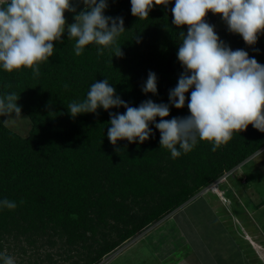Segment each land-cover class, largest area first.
Here are the masks:
<instances>
[{"label": "trees", "instance_id": "obj_1", "mask_svg": "<svg viewBox=\"0 0 264 264\" xmlns=\"http://www.w3.org/2000/svg\"><path fill=\"white\" fill-rule=\"evenodd\" d=\"M173 7L171 0L137 19L130 0H108L105 16L124 21L126 32L118 40L122 58L108 49L98 56L96 45L76 56L75 41L65 33L54 42V54L41 64L39 77L30 69H0V97L17 93L20 116L30 123L22 137L0 116V200L17 203L15 210L0 208V252L19 255L26 247L38 252L57 246L39 262L56 264L57 256L66 264H110L120 244L264 146V132L249 125L215 152L212 144L198 141L192 151L173 159L160 147L159 118L149 125L147 141L120 140L114 146L107 138L109 112L123 114L124 108H100L75 118L69 114L68 104L85 99L90 86L103 79L130 106L147 100L169 103V92L184 72L177 59L179 32L187 34L186 26L172 24ZM206 21L215 26L210 12ZM215 31L232 50L243 49L264 65V34L247 46L227 29ZM150 71L157 77L155 95L142 92ZM190 94L191 89L182 109L170 105L166 119L189 115Z\"/></svg>", "mask_w": 264, "mask_h": 264}, {"label": "clouds", "instance_id": "obj_2", "mask_svg": "<svg viewBox=\"0 0 264 264\" xmlns=\"http://www.w3.org/2000/svg\"><path fill=\"white\" fill-rule=\"evenodd\" d=\"M80 2L85 8L76 14L72 0H0V69L7 73L30 69L34 78L39 77L41 64L53 56L54 42L61 41L65 31L68 39L75 41L76 56H80L87 46L96 45L98 56L108 49L113 56L122 58V46L118 40L126 32L123 18L105 16L108 0ZM170 2L130 0L131 14L137 19H146L154 5L166 6ZM66 12L74 13V22L67 27ZM209 12L219 15L227 30L239 35L247 46H254L264 34V0H174L172 24L177 28L186 26L187 34L179 32L182 42L178 46L177 59L184 72L176 87L169 92V103L147 100L138 107L130 106L116 95L109 81L103 79L90 86L85 99L68 104L69 114L75 118L82 114H95L100 108L105 111L124 108L123 114L109 112L107 138L114 146L120 140L129 143L147 141L152 135L149 125L159 118L155 128L160 133V147L168 150L173 159L192 151L198 141L212 144L211 150L215 152L221 145L227 144L235 133L246 130L249 125L264 132V65L250 58L247 51L232 50L222 41L215 26L206 21ZM190 89L187 104L189 115L166 119L170 115V105L176 109L185 106L186 93ZM142 92L157 94L155 73H148ZM18 99L19 95L15 92L0 97V116L15 114L20 118ZM263 152L264 146L224 172L233 170L229 176L232 177L243 163ZM213 182L202 187L187 202L202 195V191ZM229 184L235 195L231 182ZM208 196L211 197L203 200L214 211L221 207L215 201V195ZM235 203L236 196L234 207ZM16 207L15 201L7 198L0 200V208L11 211ZM219 212L215 211L216 215ZM233 214H236L235 209L228 216ZM118 250L119 246L110 255ZM0 264H16V259L6 252H0Z\"/></svg>", "mask_w": 264, "mask_h": 264}, {"label": "rangeland", "instance_id": "obj_3", "mask_svg": "<svg viewBox=\"0 0 264 264\" xmlns=\"http://www.w3.org/2000/svg\"><path fill=\"white\" fill-rule=\"evenodd\" d=\"M72 2L76 14L84 10L85 5L80 0ZM159 7L153 6L156 9ZM73 15L65 13L66 27L74 22ZM218 16L213 15L215 28L227 29ZM3 123L22 137L28 135L30 123L25 115L20 118L13 114L4 116ZM228 182L235 191L236 214L228 216L226 210L220 207L216 208L215 211L220 212L215 215L203 200L211 196L200 195L128 239V243L120 245L118 252L108 259L110 264H264V152L243 163ZM238 221L240 224H237ZM187 231L200 233L204 244L203 255L198 253L199 256H196L192 251L189 245L197 239L192 241L186 237ZM56 251L57 246L49 250L41 248L38 252L26 247L25 254L9 253L15 257L16 264H36L37 261V264H52L47 260L40 263L39 259L46 252L54 254ZM54 258L56 264H66L57 256Z\"/></svg>", "mask_w": 264, "mask_h": 264}, {"label": "built area", "instance_id": "obj_4", "mask_svg": "<svg viewBox=\"0 0 264 264\" xmlns=\"http://www.w3.org/2000/svg\"><path fill=\"white\" fill-rule=\"evenodd\" d=\"M233 34V33H232ZM234 35V34H233ZM233 173V170L229 172H224L223 175L209 185L206 189L202 191V195L209 193L210 195H215V201L219 203V206L223 207L226 212H233L234 207V192L228 182L229 176ZM217 206V207H219Z\"/></svg>", "mask_w": 264, "mask_h": 264}, {"label": "crops", "instance_id": "obj_5", "mask_svg": "<svg viewBox=\"0 0 264 264\" xmlns=\"http://www.w3.org/2000/svg\"><path fill=\"white\" fill-rule=\"evenodd\" d=\"M211 13V12H210ZM212 14V13H211ZM215 17L217 16V15H214ZM218 17H220V16H218ZM220 21H221V18H220ZM223 24V23H222ZM226 28H227V26H226ZM261 154V153H260ZM258 155V154H257ZM257 155H255V156H257ZM250 189H251V187H250ZM204 202L206 203V205L207 206H209L208 204H207V202L204 200ZM210 207V206H209ZM211 208V207H210ZM212 209V208H211ZM258 211V210H257ZM214 213H215V211H214ZM215 215H216V213H215ZM231 236V235H230ZM229 235H228V237H230ZM186 237H188L189 239H192V241H194L195 239H197L195 242H192V241H190V242H192V244H190L189 246L191 247V249H192V251H194L195 253H196V256H199V254L198 253H200V254H202L203 255V252H204V247H203V242L201 241V239H200V233L198 232V231H187L186 232ZM234 242V241H233ZM199 258V257H198ZM208 261V260H207Z\"/></svg>", "mask_w": 264, "mask_h": 264}]
</instances>
